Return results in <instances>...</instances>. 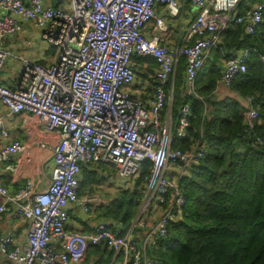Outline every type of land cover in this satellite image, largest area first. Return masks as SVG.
<instances>
[{"label":"built area","instance_id":"built-area-1","mask_svg":"<svg viewBox=\"0 0 264 264\" xmlns=\"http://www.w3.org/2000/svg\"><path fill=\"white\" fill-rule=\"evenodd\" d=\"M239 2L0 0V70L8 57L21 62L16 83L0 82V108L17 116L25 127L37 129L40 136L30 142L11 136L0 109V162L15 170L16 154L32 145L43 150L55 138L45 188L37 190L31 178L15 190L0 182V216L11 204L12 216L29 222L23 243L11 233L0 234V253L8 256V264H72L84 257L89 245L100 243L121 257L120 264H156L147 249L166 233L169 222L181 218L185 193L180 181L206 153L196 138L184 148L173 145V140L190 137V103L181 104L175 120L166 107L176 67L184 56L185 94L201 97L196 79L209 51L220 44L222 31L243 24L252 33L263 20L264 0H256L243 13L238 12ZM188 5L194 13L187 14L183 42L170 46L161 34L173 18L186 14ZM27 24L39 30L41 42L55 47L51 57L41 51L33 59L6 48L5 40ZM135 54L145 58L146 66L147 57L156 63L141 86L134 85ZM249 54V48H240L223 59L219 85L227 88L246 70ZM258 55L264 68V52ZM236 97L245 122L252 126L258 116L252 96ZM145 160L150 167L141 214L135 216L136 226L143 229L141 236L105 220L87 232L66 229L69 207L81 205L89 211L95 200L79 195L83 164L109 165L116 176L135 179ZM132 186L127 181L122 184ZM154 208L160 213L152 219Z\"/></svg>","mask_w":264,"mask_h":264},{"label":"trees","instance_id":"trees-1","mask_svg":"<svg viewBox=\"0 0 264 264\" xmlns=\"http://www.w3.org/2000/svg\"><path fill=\"white\" fill-rule=\"evenodd\" d=\"M252 1L240 0L238 12L248 10L256 0ZM240 48L250 49L246 70L218 96L222 60ZM258 52H264V12L252 33L243 24L222 31L220 44L209 51L196 79L201 97L185 94L186 61L184 56L179 59L170 113L175 120L181 104L190 103V137L173 140V145L184 148L190 138H196L206 153L180 181L185 193L181 218L169 222L166 233L147 249L156 264H264V68ZM147 58L149 69L155 67L153 59ZM134 59L141 66L145 58L135 54ZM235 95L252 96L258 110L252 126L245 122L244 108ZM99 166L103 167L82 165V191L103 178ZM149 167L145 160L133 186L117 190L99 214L128 225L139 207ZM120 261L112 248L100 243L90 246L83 264Z\"/></svg>","mask_w":264,"mask_h":264},{"label":"crops","instance_id":"crops-1","mask_svg":"<svg viewBox=\"0 0 264 264\" xmlns=\"http://www.w3.org/2000/svg\"><path fill=\"white\" fill-rule=\"evenodd\" d=\"M254 1V0H253ZM252 1V2H253ZM55 4L57 2L54 1ZM186 14L182 18H173L171 20L172 25H179L181 27V31L179 30L178 34L174 37L167 38L166 32H162V37L164 38V42L167 43L170 46H173L175 44H180L183 42L184 32L183 28L185 26V20L188 16L187 14L194 13V7H191L188 5L185 7ZM157 12L161 13L160 8H157ZM0 13L2 11L0 10ZM167 19V16H165ZM30 24L25 25V27L20 30L17 35H15L12 38H7L5 40V46L8 48L11 52L15 53V50L21 49L23 52H26L29 54V58H37L41 51H43V47L41 45V41L35 40L32 41V35H31V26ZM185 30V29H184ZM147 32L149 35H151V26H147ZM41 40V39H40ZM29 44V45H28ZM38 45V49H36L35 45ZM17 54V53H15ZM23 56V55H22ZM13 59H16L13 57ZM10 60V57H8L7 62ZM144 60V59H143ZM140 63L142 67H146L147 69H144L143 72H141L144 76H138L136 74V83L134 85L141 86L144 85L145 82L148 80V72H150V69L148 65H144L143 61ZM19 61V59H18ZM223 64V60H222ZM20 67L21 62L19 61V69L18 72L15 73L14 68L12 66V73L9 74L5 72V68L0 70V82L5 84L13 85L16 83L19 73H20ZM153 67L151 68V70ZM137 72V68H136ZM226 87L218 85L216 93L218 96H222L226 92ZM167 108L170 110V103L168 102ZM1 114L4 119V123L6 126L9 127L10 134L14 138H18L22 140L23 142H30L33 139L39 138L38 130L35 128H30L29 126L25 127L21 124V122L18 120L17 116L11 115L7 112L6 108L1 107ZM170 112V111H169ZM171 114V113H170ZM55 142V138L47 144V147H45L43 150H39V148L36 145H32L31 147H27L22 153L16 154L12 160L17 162L18 165L15 170H8L5 168V163L0 162V182L9 186L11 190H15L19 187H21L24 182L27 179H33L35 181V188L37 190H41L47 186V183L49 182V174L51 170V161L49 160L50 156V148L52 147L53 143ZM82 178V177H81ZM81 180V179H80ZM94 186L93 188H95ZM111 194H109L107 197L103 196L104 193L101 192L100 189L93 190L90 192V190L82 191L81 188H79V195L83 196L84 194L94 197V202H90L89 211H84L83 207L81 205H71L68 210V219L66 223V229L68 230H77L81 232H87L91 230L94 224L98 222L99 220H105L110 223H113V225H116L117 227H120L125 230L130 229L131 233L134 236H141L143 233V229H141L139 226H136L135 218L131 220V222L128 225H122V223L119 220L113 219L109 216H104L100 213V208L103 206H106L108 201L116 195L117 188L115 183L112 182L109 186ZM92 188V189H93ZM2 201V198H0V202ZM105 201V202H104ZM13 210V205L8 204L6 212H3L0 216V234L5 233H11L13 234L14 238L17 242L23 243L26 238L27 229L29 228V222L25 220L22 217H14L12 216L11 211ZM159 210L154 208L153 211H151L150 217L154 219L159 214ZM90 246L85 251L88 252ZM84 257L76 263L72 264H83ZM10 262V259L6 254L0 253V264H8ZM58 263V262H57ZM60 263V262H59Z\"/></svg>","mask_w":264,"mask_h":264},{"label":"rangeland","instance_id":"rangeland-1","mask_svg":"<svg viewBox=\"0 0 264 264\" xmlns=\"http://www.w3.org/2000/svg\"><path fill=\"white\" fill-rule=\"evenodd\" d=\"M29 26H31L30 31L32 32L31 33L32 41L33 42L35 40H37L38 42L41 41L40 40V35H39V30L36 27H34L32 24H30ZM184 29H185V26L183 28V32L185 31ZM179 30L180 31L182 30L181 27H179V25H175L174 26V25H172V23H170L168 31L166 32V35L168 36L167 38L174 37L175 35L178 34ZM40 43H41V45L43 47L44 53L47 56L51 57V55L55 51V47L54 46H48L45 42H40ZM35 47H36V49H38V45L37 46L35 45ZM15 53H17L18 55L29 56L28 53L23 52L21 49L15 50ZM7 60H8V58H7ZM7 60H6V64H5V67H4L5 68V72L11 74L12 73V66H13L15 73H17L18 69H19V61L17 59H13V57H10V60L8 62H7ZM136 67H137L136 74L138 76L143 77L144 75L141 72H143V70L147 69V68L146 67L144 68V67L140 66L139 63H138V65ZM102 165H103V167H100V166L98 167L99 168L98 171L100 173H103V178L100 179V181L99 180L98 181H96V180L91 181L90 185L88 187L84 188V191L90 190V192H92L93 190L100 189L101 192L104 193L103 196L107 197L109 194H111V192H109V190H110L109 186H110V184H112V182L115 183L116 188H117L116 190H120V188L122 187V184L124 183V181L129 182L131 185L134 184V181H135L134 178L124 179L122 177H118V176L115 175V171H114L113 167H111L109 165H105V164H102ZM94 186H96V187L93 188ZM141 198H142V196H141ZM141 208H142V203L140 202L135 216H137L138 214H141ZM135 216H134V218H135Z\"/></svg>","mask_w":264,"mask_h":264}]
</instances>
